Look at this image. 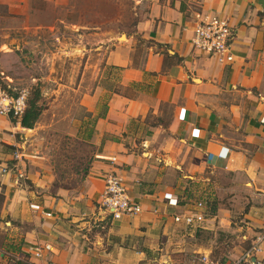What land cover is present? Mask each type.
I'll return each instance as SVG.
<instances>
[{"label": "crops", "instance_id": "1", "mask_svg": "<svg viewBox=\"0 0 264 264\" xmlns=\"http://www.w3.org/2000/svg\"><path fill=\"white\" fill-rule=\"evenodd\" d=\"M209 14L232 25L231 62L192 44L194 25ZM136 27L150 42L111 43L106 60L120 70L115 82L71 86L70 96L48 101L32 128L0 117V264L41 263L26 256L32 243L50 244L55 264H137L129 252L105 261V248H143L155 235L192 236L187 247L216 264L238 248L226 237L252 239L250 248L264 229V0H151ZM51 130L97 146L81 183L64 184L61 166L35 147ZM21 145L18 160L12 148ZM114 171L143 205L139 215L117 219L101 206ZM196 189L205 220L176 222L173 214L193 205L188 193ZM19 240L20 251L10 248ZM256 256L264 258V242Z\"/></svg>", "mask_w": 264, "mask_h": 264}, {"label": "rangeland", "instance_id": "2", "mask_svg": "<svg viewBox=\"0 0 264 264\" xmlns=\"http://www.w3.org/2000/svg\"><path fill=\"white\" fill-rule=\"evenodd\" d=\"M150 9L151 0H0L1 86L15 95L25 91L27 100L40 91V102L46 107L57 95L70 96L71 86L115 82L120 70L106 60L111 43L131 39L138 45L149 43L136 25L149 15ZM59 87L63 89L58 90ZM18 140L23 138L19 136ZM35 145L61 166L58 175L67 185L81 183L83 171L98 150L96 145L56 130L48 131ZM12 149L14 157L15 151L21 156L26 146ZM188 198L192 203L202 199V195L197 189L190 190ZM1 232L8 231L1 228ZM205 235L204 240L211 239ZM189 237L174 242L155 235L143 239V248H124L123 253L119 248H105L109 254L104 258L116 262L133 254L137 264H205L204 254L194 251L198 248L187 247L195 239ZM182 242L186 246L174 245ZM226 242H237L238 251L226 252V258L232 259L247 250L252 239L226 237ZM13 244L10 248L20 251V240ZM214 250V259L220 261L221 249Z\"/></svg>", "mask_w": 264, "mask_h": 264}, {"label": "built area", "instance_id": "3", "mask_svg": "<svg viewBox=\"0 0 264 264\" xmlns=\"http://www.w3.org/2000/svg\"><path fill=\"white\" fill-rule=\"evenodd\" d=\"M192 44L195 49L206 55L216 58L221 62H231L234 54L232 50L233 28L228 18L217 15H205L196 22L193 28ZM27 107V93L21 91L19 94H11L0 84V117L11 116L20 117ZM15 157H19V152L15 151ZM7 167L4 168L6 170ZM163 198L172 205L178 204V197L170 192H165ZM101 206L114 218L123 216L134 217L143 210V205L132 198L129 189L121 174L111 172L106 177L105 188L101 194ZM206 217V200L200 199L193 203L190 208L175 212L173 219L186 226H198ZM256 242L251 247L242 252L238 257L216 264H264V258L256 256V252L261 249V242H264V229L255 238ZM25 252L29 259L41 260L38 264H55L49 256L53 251L50 244L32 243L26 247ZM207 255L204 260L207 264Z\"/></svg>", "mask_w": 264, "mask_h": 264}, {"label": "trees", "instance_id": "4", "mask_svg": "<svg viewBox=\"0 0 264 264\" xmlns=\"http://www.w3.org/2000/svg\"><path fill=\"white\" fill-rule=\"evenodd\" d=\"M40 99V91H36L35 96L27 100V107L24 113L20 117L11 116V120L15 123L20 122L23 127H34L45 108L44 103H41ZM15 264H24V262L17 261Z\"/></svg>", "mask_w": 264, "mask_h": 264}, {"label": "bare ground", "instance_id": "5", "mask_svg": "<svg viewBox=\"0 0 264 264\" xmlns=\"http://www.w3.org/2000/svg\"><path fill=\"white\" fill-rule=\"evenodd\" d=\"M123 37H125V36L123 35Z\"/></svg>", "mask_w": 264, "mask_h": 264}]
</instances>
